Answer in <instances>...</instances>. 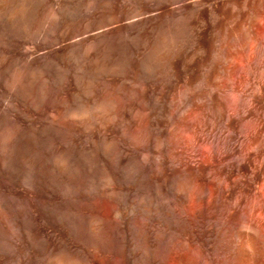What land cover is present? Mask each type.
<instances>
[{
  "label": "clouds",
  "instance_id": "9594fccd",
  "mask_svg": "<svg viewBox=\"0 0 264 264\" xmlns=\"http://www.w3.org/2000/svg\"><path fill=\"white\" fill-rule=\"evenodd\" d=\"M250 2L264 12V0L259 5L256 0H135L134 9L112 0L111 11L73 16L71 10L83 0H34L32 16L18 32L0 35V97L7 95L4 80L16 75L19 61H27L13 95L16 108L0 107V178L17 188L8 196L15 198L9 208L15 207L0 209V235L12 241L5 243L12 256L21 258L26 237L32 242L29 217L38 215L23 193L31 192L40 176L41 153L31 130L41 117L54 118L73 133L69 144L58 137L55 153H43L44 163L60 178L76 179L72 172L79 165L99 182L101 174H109L112 185L100 184L113 189L133 166L157 196L169 194L183 218L193 193L196 204H204L202 213L209 206H230L237 194L241 201L264 202V29L257 58L241 57L232 46L233 25L256 14ZM53 12L60 20L55 30L47 23ZM118 20L123 21L119 27ZM105 24L113 36L128 32L138 40L84 56L89 39L110 34ZM69 52L71 57L64 55ZM240 60L252 67L246 77L237 68ZM49 61L58 66L61 81L56 72L34 71ZM43 90L47 102L36 112L32 99ZM108 143L119 148L115 163L105 151ZM150 199L146 193L141 203ZM104 223L99 214L90 218L94 231ZM44 259L85 264L64 249H50Z\"/></svg>",
  "mask_w": 264,
  "mask_h": 264
},
{
  "label": "bare ground",
  "instance_id": "6f19581e",
  "mask_svg": "<svg viewBox=\"0 0 264 264\" xmlns=\"http://www.w3.org/2000/svg\"><path fill=\"white\" fill-rule=\"evenodd\" d=\"M124 3L129 9L135 8V0H124ZM256 4L259 5V0H256ZM34 7V0H0V35L7 38L14 36L22 24L31 18ZM238 7L242 6L238 5ZM249 7H255L256 14L254 17L245 14L243 20L233 25L235 27L233 36H241L240 44L233 47L238 48L241 57L255 59L259 55L257 49L261 43V29H264V12L258 6H253L251 2ZM112 9V0H83L80 7H75L71 11L73 16H84ZM115 15L119 16L118 9ZM212 19L215 22L216 17L213 16ZM47 23L52 30H55L60 23L58 14L50 13ZM122 23L123 21L118 20L117 27ZM105 27L109 28L110 34L107 37L89 39L87 48L83 52L84 56H92L100 47L106 53H110L117 47L127 48L138 40V36L128 32H120L113 36L111 35L112 27L108 24H105ZM92 31L95 33L98 29L93 28ZM64 55L71 57L73 54L69 52ZM3 59L6 60L7 57ZM26 63L27 61H19L20 67H17L16 75L3 82V87L7 90L5 96L8 97L5 99L9 101L7 105L4 103L5 110L16 108L13 95L19 74L22 73L23 65ZM237 68L244 74V77L252 70L246 60H240ZM34 71L56 72L58 82L63 79L58 66L51 61ZM260 90L264 91V88ZM1 98L2 104L4 98ZM46 102L47 91L43 90L33 97L32 108L36 112H42ZM26 116L29 120L33 118L31 115L26 114ZM57 131L63 132L62 135L65 134V136H61ZM55 133L60 134L58 135L60 138H64L62 139L64 144L71 142V130L57 126L54 118L51 122H46L41 117L39 122L32 127V138L41 153L39 179L31 192L23 193V199L28 201L38 213V215L33 214L29 217L32 242L29 243L26 237L25 245L20 253L21 258L17 260L5 247L6 242L10 244L12 241L0 235V264H10V262L48 264L44 257L50 249L54 251L64 249L73 256L79 257L85 264H89L90 262L88 263L86 259L88 255L84 256V252L77 249L81 247L82 239L86 240L88 247L91 248L89 252L92 256L90 257L92 263L90 264H264V223L261 222V217H264V210H262L264 202L256 198L241 201L237 194L232 197L230 206L218 208L209 206V211L202 213L198 211L204 207V204L197 205L193 193L189 196L187 218L180 215L179 209L171 204L169 196H157L156 193L151 196L150 200H145L143 203L141 200L133 201V203L132 196L137 197L138 195L135 191L131 194V202L123 204L124 198L121 200V197L125 193L122 196L123 186L120 185V188L118 185L120 182L113 189L103 188L112 185V177L109 174L100 175V182L102 186L104 185L102 187L93 173H85L79 165L75 166L72 172L76 179H67L66 174L65 178H60L44 163L43 153L45 151L55 153L58 147L56 140L50 139V136L52 138ZM113 146V143L106 144L105 151L111 153L112 150L114 151ZM116 154H114L115 159ZM147 157L145 160H148ZM56 158L60 164L66 163L62 154L57 153ZM135 171H132L133 174L136 173ZM127 172L124 171V173ZM133 174L132 176L136 175ZM125 177L131 180V177L126 175ZM134 181H138L137 175L133 177L132 183ZM135 184L133 183L134 186ZM142 185L136 186V190L139 187H143L141 190L144 191L152 189L151 184L148 185L150 189ZM180 186L183 188L184 182H181ZM141 190L139 193L142 195L144 193H141ZM16 191L14 186L6 187L3 178H0V209L11 211L15 207L12 205V208H9L11 201L15 198L8 196ZM83 191H88L90 194ZM85 196L89 200L82 199L83 202L85 200L86 203L88 202L86 205L79 201L80 197ZM204 200L207 203L206 194ZM139 207L143 209L139 210ZM116 213L120 214L119 217ZM17 214L20 215V213ZM94 214H99L105 219V223L98 232L94 231L90 224V218ZM45 229H49L52 234H43L45 232L42 233V231ZM159 251L164 253L161 258ZM112 260L115 262L112 263Z\"/></svg>",
  "mask_w": 264,
  "mask_h": 264
},
{
  "label": "rangeland",
  "instance_id": "374dc122",
  "mask_svg": "<svg viewBox=\"0 0 264 264\" xmlns=\"http://www.w3.org/2000/svg\"><path fill=\"white\" fill-rule=\"evenodd\" d=\"M235 36H236L237 39H236V38L234 39ZM238 37H240V38H238ZM238 37H237V35H234V36L232 37V38H233V40H232V46H235V45L240 44V42H241V36L239 35ZM237 50H238V48H237ZM37 51H41V52H42V51H44V49H38ZM238 51H239V50H238ZM77 58H78V57H77ZM2 97H3L4 99H5V98L8 99L7 96H5V97L2 96ZM0 98H1V97H0ZM4 99H3V101H2V104H3V105L1 104V100H2V98L0 99V104H1L0 106H1V107L3 106V108L7 105V103H9V101H8L7 99H5V100H4ZM236 99H238V97H237ZM6 101H8V102H6ZM4 103H5L6 105H5ZM124 131L127 132V128H126V127H125ZM59 132H60V131H57V133H59ZM57 133H55V134L52 135V136H53L54 138H55L56 136L60 138V136H58V135H60V134H61V136H65V134L62 135L63 132H60V134H57ZM71 133H72V131H71ZM56 134H57V135H56ZM71 135L73 136V133H72ZM53 137L51 138V136H50V139H53V140H57V139H58L57 137H56L55 139H54ZM62 139H64V138L61 137V140H62ZM53 140H52V141H53ZM55 143H56V141H55ZM113 145H114V144H113ZM113 147H114V148H113L114 151L112 150L111 153H113V155H112V159H114L113 162L115 163V162H117L116 159H118V156L120 155V151L118 152V147H117V146L114 145ZM115 148H117V149H115ZM116 153H119V154H116ZM114 154H116V159H115V155H114ZM146 155H147V154H146ZM146 155H145V158L148 156V155H147V156H146ZM113 157H114V158H113ZM147 158H148V160L150 159L149 157H147ZM115 160H116V161H115ZM146 160H147V159H146ZM146 160H145V161H146ZM148 160H147L146 162H148ZM130 167H131V166H130ZM132 167H133V166H132ZM134 168H135V167H133V169H134ZM133 169H129V171H131V170H132V171H135V169H134V170H133ZM125 171L127 172L128 170L126 169ZM129 171H128V172H129ZM132 171H131V172H132ZM128 172H127V173H128ZM131 172L128 173V174L131 175V176H130V177H131V180H130V179H127V178L125 177V175H126L127 177H129V176L127 175V173H123V174H124V175H123V178L121 179L120 183L118 184L119 186H120V185L123 186V187H122L123 189H122L121 186H120V188H121V190H122V192H123V193H122V196H123V194L125 193L124 196L121 197V200L124 198V199H123L124 202H122L123 204H124L125 202H127V204H128L129 202H131V199H130L131 196H132L131 194H134L135 191L137 192L136 195H137V194H138V195H137V197H134V195L132 196V202H133V201H135V202H139V201L141 200V198H139V196L141 195V194L139 193V191H140L143 187H142V188L139 187V189L137 188L138 190H136V186H138V185L141 186L142 184L147 183V182H142V181H140V180L138 179L139 182H138V181H137V182H136V181L133 182L134 184L136 183V184H135L136 186H134L133 183H132V180H133V177H135V176L137 175V173H134V174H133V172H132V173H131ZM135 172H136V171H135ZM82 174H84V172H83ZM132 174H133V175L136 174V175H135V176H132ZM83 176H84V175H83ZM124 177H125V179H127L126 181H124V180H125ZM130 177H129V178H130ZM134 179H135V178H134ZM26 180H27V178H26ZM26 180H25V181H26ZM128 181H129V182H128ZM130 181H131V182H130ZM121 182H122V183H121ZM124 182H125V184H124ZM127 183H128V184L130 183V184L128 185ZM137 183H138V184H137ZM126 184H127L128 187L126 186ZM131 184H132V185H131ZM147 184H148V183H147ZM147 184L142 185V186H144V187L146 186L147 188H149L150 183L148 184L149 186H148ZM103 186H104V185H103ZM105 186H106V185H105ZM150 187H151L152 189L149 188V189H150L149 191H147L148 189H145L147 192L144 191V190H141V191H142L141 193H144V194L141 195V197H142L143 195L145 196V194L148 193V192H150V191H151V192L153 191V192H152L153 194H152L151 196L154 195V193H155V190L153 189L154 187H153V186H150ZM129 188H130L131 190H129ZM16 189H17V188H16ZM124 189H125V190H126V189L129 190V192H128L127 190H126V192H124V191H125ZM123 190H124V191H123ZM133 190H134V191H133ZM143 191H144V192H143ZM83 192H86V191H83ZM87 192H88V191H87ZM87 192H86V193H87ZM151 192H150V193H151ZM88 193H89V192H88ZM89 194H90V193H89ZM127 194H128V195H127ZM162 195H163L164 197H168V196H169V194H162ZM165 195H166V196H165ZM85 197H86V196H85ZM85 197H80L79 199H81V200H79V201L81 202L82 199H83V200H84V199L87 200L88 198H87V197L85 198ZM125 197H126V199H127L126 201H125ZM136 198H137V199H136ZM138 198H139V199H138ZM86 200H85L84 202L82 201L81 204H83V203H85V205L88 204V202L86 203ZM98 200H99V199H98ZM136 200H137V201H136ZM87 201H89V200H87ZM133 203H134V202H133ZM140 208H141V209H140ZM142 209H143V207H139V210H142ZM45 230H46V231H45ZM45 230L42 231V233L45 232V233H43V234H47V233H48L49 235L52 234V232H50L49 229H45ZM47 230H48V231H47ZM84 241H85V242H84ZM81 243H83V244H87V243H86V240L82 239V240L80 241V246H81V247H77V249H78V250H81L82 252H84V253H83L84 256L88 255V256H86L87 262H88V263H89V262L92 263V260H91L92 258H90V257H92V256H91V254H90V252H89V251H91V248H89L90 246L88 247V244H87V245H83V244H81ZM85 246H87L86 249H85ZM82 249H83V250H82ZM88 249H89V250H88ZM135 249H137V248H135ZM87 250H88V251H87ZM136 251H137V250H136ZM159 252H160V251H159ZM85 253H86V254H85ZM160 255H161V256H160ZM159 256H160V258L163 257V256H164V253H163V252H160V253H159ZM88 260H89V261H88ZM114 262H115V261L112 260V263H114ZM90 263H89V264H90Z\"/></svg>",
  "mask_w": 264,
  "mask_h": 264
}]
</instances>
